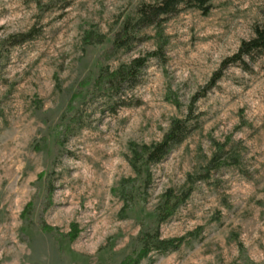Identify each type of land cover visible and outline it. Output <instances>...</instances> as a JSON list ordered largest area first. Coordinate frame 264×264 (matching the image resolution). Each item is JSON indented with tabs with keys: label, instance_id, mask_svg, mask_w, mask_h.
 Segmentation results:
<instances>
[{
	"label": "rangeland",
	"instance_id": "1",
	"mask_svg": "<svg viewBox=\"0 0 264 264\" xmlns=\"http://www.w3.org/2000/svg\"><path fill=\"white\" fill-rule=\"evenodd\" d=\"M156 1L0 0V264H132L141 236L155 230L187 241L139 264H264V53L248 59L249 70L229 66L197 101L192 131L151 166L149 181L131 150L186 117L193 96L264 20V0H212L207 14L170 15L166 60L148 62L128 105L73 99L103 66L156 48L148 26L138 35L146 39L105 55L125 19ZM33 27L35 38L7 43ZM88 32L106 39L89 43ZM129 177L138 181L127 203L120 183ZM170 188L191 193L160 221Z\"/></svg>",
	"mask_w": 264,
	"mask_h": 264
},
{
	"label": "trees",
	"instance_id": "2",
	"mask_svg": "<svg viewBox=\"0 0 264 264\" xmlns=\"http://www.w3.org/2000/svg\"><path fill=\"white\" fill-rule=\"evenodd\" d=\"M212 0H158L154 3H144L138 10L136 16H128L123 22L121 28L115 32L111 44L106 49V57L110 58L118 53L121 49H131L134 43L139 39H146L148 36L139 38L141 29L148 26L156 28L153 38L156 39V48L144 54L132 58L128 62H123L116 68L103 66L94 76L83 80L79 85L75 97H81L82 102L87 99L98 97L105 98L112 105V110L116 111L118 106H125L128 97L127 90L134 88L140 82L141 75L147 67L148 62L153 58L161 61L166 60L165 47L168 38L165 36L163 23L170 15L178 13L182 8L194 7L207 14L212 8ZM39 30L33 27L27 32L11 35L7 43L15 45L35 38ZM149 38H151L149 36ZM106 39L103 34L95 35L88 32L86 40L89 43H102ZM264 53V20L255 24L254 34L248 39H243L238 50L230 56H227L221 63L220 67L212 74L206 85L199 90L192 98L189 106V112L185 118L174 119L169 129L163 135L162 139L151 144L132 143L131 150L133 153L132 166L136 173L144 175L145 180L149 181L152 177L151 166L160 162L175 146L180 144L193 129V119H195V105L197 101L204 97L209 91L215 88L221 78L224 76L226 69L231 65H240L243 69L249 70L250 64L248 59H254L256 56ZM72 99V101H73ZM224 146L220 145L219 150L214 154L211 164L215 168L222 165L221 157L223 156ZM214 163V164H213ZM207 170L203 178L210 175ZM138 177L123 178L120 183V192L122 197L128 202L134 199V188ZM51 192V190H50ZM191 193V188L181 194L175 193L174 189H168L163 196L162 203L157 208L159 220H165L175 213L178 206L183 204ZM45 228H51L44 224ZM78 226L74 224V229L70 232V237H77ZM142 249L137 257L129 258L132 264H139L140 261L147 257L152 251L167 252L177 250L187 240L186 236L165 238L159 230L154 232H145L142 236ZM246 264H254L248 258Z\"/></svg>",
	"mask_w": 264,
	"mask_h": 264
}]
</instances>
